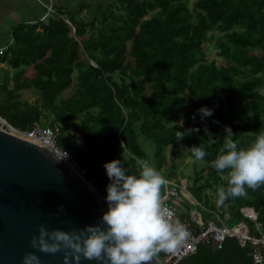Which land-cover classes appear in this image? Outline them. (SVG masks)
<instances>
[{
	"label": "trees",
	"instance_id": "trees-1",
	"mask_svg": "<svg viewBox=\"0 0 264 264\" xmlns=\"http://www.w3.org/2000/svg\"><path fill=\"white\" fill-rule=\"evenodd\" d=\"M46 17L15 26L0 53L13 70L0 77V116L22 130L57 123L58 144L94 172L88 179L99 190L105 161L120 157L133 172L141 159L161 168L178 141L193 158L189 146L203 145L206 166L189 189L213 207L207 189L226 187L228 175L211 161L227 139L247 146L264 130V0H120L101 19L62 8ZM209 39L224 62L207 57ZM33 88L35 100L23 99ZM201 105L212 115L201 119ZM193 126L199 130L177 137ZM224 203L236 217L242 205L254 206L264 230V185ZM182 264L254 263L228 238L216 251L199 244Z\"/></svg>",
	"mask_w": 264,
	"mask_h": 264
},
{
	"label": "clouds",
	"instance_id": "clouds-1",
	"mask_svg": "<svg viewBox=\"0 0 264 264\" xmlns=\"http://www.w3.org/2000/svg\"><path fill=\"white\" fill-rule=\"evenodd\" d=\"M197 111L201 119L213 113V108L201 105ZM195 119V113L193 114ZM183 121H181V124ZM231 133L230 126L225 125ZM199 129L195 126L178 130L182 138ZM205 131H208L205 128ZM211 132H208V136ZM210 138L208 143H214ZM196 160H203L207 151L203 145L189 146ZM62 150L57 160L67 158ZM138 168L131 171L120 157L105 161L109 182L106 185L107 208L100 222L86 223L71 229L38 225L30 244L46 252L63 250L66 264H77L81 254L103 264H150L161 251L174 252L189 236L187 226L162 200V187L167 179L162 170L146 159L138 160ZM211 164L220 175L227 171V186L217 190V205H223L229 197L244 196L248 188L264 185V130L259 131L247 145L240 146L234 139H227ZM23 264H43L34 251H26Z\"/></svg>",
	"mask_w": 264,
	"mask_h": 264
},
{
	"label": "water",
	"instance_id": "water-1",
	"mask_svg": "<svg viewBox=\"0 0 264 264\" xmlns=\"http://www.w3.org/2000/svg\"><path fill=\"white\" fill-rule=\"evenodd\" d=\"M55 155L40 142L12 133L0 116V264H23L26 251L36 252L43 264H66L63 250L32 247L30 239L38 225L71 229L100 222L107 208L104 196ZM78 264L103 262L81 254ZM150 264L170 263L162 255L154 256Z\"/></svg>",
	"mask_w": 264,
	"mask_h": 264
},
{
	"label": "built area",
	"instance_id": "built-area-1",
	"mask_svg": "<svg viewBox=\"0 0 264 264\" xmlns=\"http://www.w3.org/2000/svg\"><path fill=\"white\" fill-rule=\"evenodd\" d=\"M44 6L45 16L56 13V7L52 1H48ZM67 22L74 31L72 23L69 20ZM3 50L4 48H0V53ZM4 121L10 126L12 133L38 141L57 155H60L62 150H66L68 156L62 159L93 185L88 176L94 172L80 164L67 148L58 144L60 128L57 123L42 125L35 121L30 128L22 130L13 127L5 119ZM108 182L109 177L106 173V185ZM190 184L189 178L183 180L180 178L179 181L167 179L165 192L162 194L164 204L173 211L174 217L183 222L189 230L188 238L179 248L174 252L163 251V256L169 263L182 264L186 257L196 252L201 243H206L210 247L214 246L217 250L222 248L226 239L234 238L241 247L247 249V254L252 258L254 264H264V230L257 209L253 206H241L239 208L240 217H236L232 213L230 205L227 203L221 207L210 209L192 194L189 189ZM105 190L106 186L99 192L103 195ZM191 205L193 206L191 207ZM184 206H188V217L180 219L179 214L182 213ZM197 206L204 208L209 215H203Z\"/></svg>",
	"mask_w": 264,
	"mask_h": 264
},
{
	"label": "crops",
	"instance_id": "crops-1",
	"mask_svg": "<svg viewBox=\"0 0 264 264\" xmlns=\"http://www.w3.org/2000/svg\"><path fill=\"white\" fill-rule=\"evenodd\" d=\"M48 1H52L56 8H62L65 11H77L78 17H87L88 20L91 21L94 19H101L103 12L110 9L120 0H0V20L5 29L4 32H6V30L11 32L15 26L21 23H34L38 20L47 18L45 16L46 9L44 4ZM3 41L4 40L0 38V48L5 49L7 45H1ZM12 73L13 70L8 63H0V76H2L1 74H5V76L9 78ZM216 193L217 191H213V193H211L212 196L210 195L213 207L207 206L204 202L201 203L210 209L221 207L222 205L218 206L216 203ZM183 208L182 213L179 214L180 219L188 217V206H184ZM230 209L232 210V207H230ZM198 210L203 215H209L206 212H202L200 209ZM232 213L234 214L233 210ZM241 248L243 249V247Z\"/></svg>",
	"mask_w": 264,
	"mask_h": 264
},
{
	"label": "rangeland",
	"instance_id": "rangeland-1",
	"mask_svg": "<svg viewBox=\"0 0 264 264\" xmlns=\"http://www.w3.org/2000/svg\"><path fill=\"white\" fill-rule=\"evenodd\" d=\"M4 31L5 29L2 25V21L0 20V38L4 40L1 45H7L8 43L11 42L12 39V33H11L12 31L11 32L7 30L6 32ZM203 45H204V49L207 51V57L209 59H216L220 63L224 62L223 59L217 55V50L214 48V39H209ZM27 73L33 75L35 71L32 67H27ZM1 75L3 76V77L0 76L2 80L8 79L5 76V74H1ZM36 97H37V91L34 88L23 91V99L34 101ZM179 120L183 121L182 118H180ZM166 154L168 157L167 166H162L161 168L159 166L157 168L162 170L163 174L167 179H177V180L180 178L181 180H183L184 178L193 179L198 175L199 170L206 166L203 160H196L195 158L189 155L188 148L183 144L182 141H178L175 145L169 146L166 151ZM204 175H206V171L204 172ZM207 191L212 196L211 193H213L214 190L207 189ZM164 192H165V185L162 187V194ZM215 199L217 200V193ZM236 206L238 205L236 204ZM242 206H248V205H242ZM197 208L200 209L202 212H207L204 208L200 206H197Z\"/></svg>",
	"mask_w": 264,
	"mask_h": 264
}]
</instances>
